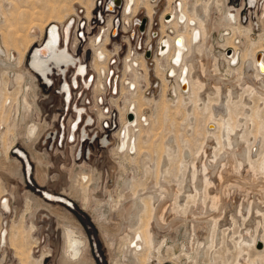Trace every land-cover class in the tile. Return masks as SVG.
I'll return each mask as SVG.
<instances>
[{"label": "rangeland", "instance_id": "rangeland-1", "mask_svg": "<svg viewBox=\"0 0 264 264\" xmlns=\"http://www.w3.org/2000/svg\"><path fill=\"white\" fill-rule=\"evenodd\" d=\"M92 1L1 0L3 16L0 19V38L2 41L4 36L9 44V51L14 54V59L12 60V57H10L9 61L11 62H8V64H2L0 61L1 89H7L8 91H6L12 98L17 93L19 94L25 80L24 75L27 77L28 75H36V72L31 68V52L41 42L42 44L45 42L50 25L64 23V19L73 16L80 7L85 8L86 12L91 10ZM140 1L142 4L146 0ZM176 1H169L171 7L176 6ZM187 1L196 3L199 0ZM220 1H223L224 15H220L221 11H216L214 16L215 32H213L211 54H201V57H203L204 66H206L204 68L205 77L206 75L207 77L219 76L223 83L230 86L223 87V91H220L219 96L211 88L205 90V97L199 95L194 89L190 95L186 96L185 100L180 102L178 99L179 94L177 96L178 92L175 91L177 86L176 74L173 73L169 81L170 78L165 77L167 80V82L165 81L166 85L169 86L164 90L166 85L159 72V70L161 72L165 71L166 61L168 62V60L169 64L167 66L171 72L172 66H175L172 63V57L174 56L169 59L167 56L169 53L166 56L164 55L165 57L156 55L155 64H151V96L140 94L137 97L138 101L142 105L144 104L145 106H143L146 108L139 116L138 127L131 128L134 136L141 133V129H150L151 133L148 135V139L150 138L151 142L145 143L147 138H142L143 141L140 142L142 145L137 147L139 150H148L150 152V154L148 152V157L151 160L147 157V161H142L140 157L143 155L140 153V155L134 157L129 155L125 157L117 156L115 147L120 139L116 143V134L112 135L113 142L101 151L96 149V145H93L94 148L87 152L88 158L76 159L74 150L70 146L61 148L49 145V140L44 142V134L54 128V125H56L55 120L58 119L59 115H57L56 103L54 104V110H46L47 107L41 105V97H45L46 94L51 95L52 98L55 97V102H57V98L56 95H52V91L50 93V89L42 88L40 80H35L37 85L34 89V103L29 118L41 122L42 127L33 139L23 136V129L19 120L15 127L8 128L9 124V126H13V121L16 119L17 103H14L13 112L9 113L11 115L10 121H7L6 117H2V121H0L2 122L0 123V156L5 157L6 155V159L12 163L14 162V164L16 159L19 160L21 173L19 174L17 166L4 168L0 165V264H64L63 233L65 226L69 224L75 226L77 234L85 241V250L81 255L84 262L81 264H165L167 262L171 264H242L239 261L243 262L244 259L243 264H264V107L262 105L264 99L263 96L248 93L241 87V84L245 82L242 78L248 70L246 64L241 67L239 62L238 64L233 62L231 63L232 67H228L229 63L226 60L228 54L231 56L233 52L235 53L226 43L227 36L232 33L229 30L234 26L232 24L237 23V26L251 30L249 40L236 31V35L241 37L236 36L234 43L236 44L237 38L245 40L244 46L236 44L240 55L242 50L247 49L251 42H255L252 39L258 40L260 35L264 36V0H259L258 4L254 6L251 5L250 0ZM125 5L126 1L124 7H126ZM149 7H153L152 9L155 11L152 18L154 16L158 18L161 11L167 10L168 0H160L159 5L151 6L150 4ZM141 9L144 10V8ZM237 10V20L233 21L231 17L229 19L231 12ZM176 20L178 22V19ZM163 24L166 23L163 22ZM167 33L176 36L173 30L168 29ZM159 37L160 34L158 33V36L151 37V41L156 42ZM11 38L15 41L16 48L12 45L13 40ZM3 47L7 51L6 47ZM158 47L161 52V41H159ZM254 48H251L252 53L255 50ZM13 49L20 50L13 52ZM9 51L8 53L12 55ZM23 53H25L24 56ZM158 56L160 59L157 58ZM197 56L201 58L199 54ZM94 57L96 59L95 51ZM3 59H8V56H4ZM212 64H215L214 67ZM6 65L8 67H5ZM29 82H31V79H29ZM177 82L180 83L179 78ZM184 87L185 90H188V85ZM229 87H233L232 95L228 94ZM180 92L187 93L182 92L181 89ZM29 97L32 98V91ZM123 97L124 100L130 101L129 104L131 102L135 103L128 94L124 93ZM201 97H204L205 100L201 101ZM145 99L150 100L149 104ZM163 102L165 105H169L168 110L163 109ZM143 116H146L148 123L142 120ZM120 134L121 131L118 132V137H120ZM231 135H233L232 141L235 143L236 149L238 147L235 138L242 137L247 140L246 146L252 154V168L251 166L248 167L249 164L244 161L246 158L240 154V150L236 151L237 154L235 155L230 153L229 150L232 149V144L228 145L226 138ZM213 136L219 138L217 145L212 141ZM211 144L216 148L212 147ZM17 149L27 153L32 167L31 174L26 172L28 165L26 166ZM202 149H205L207 153L204 154ZM37 153L43 155L46 161L45 165L42 166L39 163ZM130 154L134 155L135 153ZM225 154L229 156V159L231 158V162ZM236 155L241 158L238 161L240 166L237 172L233 168L236 165V162H234ZM224 162L227 164H224ZM203 164L208 168L210 167L211 172L215 169L218 172L223 167L222 165H225L223 167L224 172H231L232 174V171H234L233 174H237L238 185H230L231 188L222 185L220 186L221 190L219 187L221 193L225 191L224 193L227 196L231 197L236 194V204L233 210H229V212L227 209L226 212L212 210L211 212L210 200L206 198L205 201L204 199L201 201V194L195 192L192 175L197 173V177H200L198 167ZM147 165H150L151 168ZM81 171L87 172L92 177L93 195L96 201L102 203V209L106 212H110V209L117 202L130 207L134 192H138L137 195H140L147 188H152L150 189L151 192L157 195L161 193L158 213L164 217L158 223L160 233L155 240V246L163 243L160 246L158 245L160 250L156 249L157 246L152 250L153 252L151 251L148 260L142 254L138 256L140 258L137 259L139 263L137 260H134L133 263L131 253L140 249L134 246L135 238L128 240L125 235L130 231L128 226L131 220H134L133 226H135L139 222L138 219H135L136 217L129 212L121 215V218L119 216L117 218L113 214L114 218H111L110 213V219L107 220L106 226L103 228L97 216L98 211H94L93 206L91 207L85 203L81 195L77 196L72 188L73 178ZM131 178L130 182L129 179ZM137 182L139 183L137 184ZM195 183L198 189L202 190L199 188V179H195ZM130 187H132V190ZM177 188L180 189V203L187 202L186 211L180 210V207L177 208L173 204V192ZM184 188H186L187 193L184 192ZM163 192L167 195H164ZM228 192L230 195H228ZM46 193L53 197L47 196ZM187 194H192V196L187 198ZM56 196L65 197V199L61 202L56 199ZM241 199L244 202L251 203L252 208L250 210L252 211L247 212L246 207L243 206L238 215V205L242 201ZM109 203H111L110 206ZM256 209H259V211H256ZM127 210H123V213ZM215 213L219 216L217 230L220 242L215 241L214 245L210 246L205 240L207 239L205 236L208 235L205 233L198 237V243L189 240L187 233L190 229L186 228L185 224L191 223L192 220L194 222L198 220L199 226L207 232V227L211 228L210 221L217 215ZM230 213L235 214L233 220ZM193 217L197 219L194 220ZM145 218L144 216L140 223H144ZM17 229H19L21 235L19 240L16 239V241L21 242L22 249H15L16 245H13L17 243L13 237V233ZM248 232H255L259 235L257 237L259 242L257 243H260L261 246L251 244L250 247H247L236 244V241L242 237L248 241V236H246ZM206 244L208 247H206ZM138 245H142V241ZM157 250L162 254L160 255ZM241 251L244 253L248 251V258L241 256ZM29 254L31 258H29Z\"/></svg>", "mask_w": 264, "mask_h": 264}, {"label": "bare ground", "instance_id": "bare-ground-1", "mask_svg": "<svg viewBox=\"0 0 264 264\" xmlns=\"http://www.w3.org/2000/svg\"><path fill=\"white\" fill-rule=\"evenodd\" d=\"M126 1V0H125ZM128 3L126 5V11H130L131 9L133 10V2L135 0H127ZM153 1V0H151ZM170 2H175V0H169ZM141 1L140 0H136L135 2V6H134V10H136L139 6V3ZM182 2L184 3V6H183V12L181 11V8H182ZM181 1H177V5H178V8H179V15H178V22H185L186 21V16L188 17V20H192L190 21V24L191 25H194V26H190L188 25V22H185L183 24V26L180 24V22L178 23L177 21L173 22L176 18V13H169L170 16L173 18L171 21H169L166 24H162V34L165 35V36H168V38L166 37H161V39L159 41H161V52H162V56L163 57L164 55L166 56L168 54V58L171 59L172 57V63L175 65V66H172V70H171V74H176V69H178L177 71V80L179 78V82L180 83H177V89H178V93H177V96L179 94V97L178 99L180 100V102L182 100H185L186 99V96L187 95H190L193 90L195 89L199 95H203L205 97V90H208L209 88H211V90L215 92L216 95L219 96L220 94V91L222 90L223 91V87H225L226 85H229V84H225L223 83L222 79L219 77V76H211V77H205V67L204 66V61L202 60L203 57H201V54L202 55H207L208 53L211 54V51H212V45H213V32H215V27H214V16H215V13L213 12V8H215V0H199L197 1L196 3L194 4H190V2H188L187 0H182ZM259 2V0H250V3L252 6H254L255 4L257 5ZM146 7L151 10V14L153 13V9L150 8V4H149V0H146L143 2ZM214 4V5H213ZM200 5H203L204 6V11H201L198 10V7H200ZM218 7H219V3L217 4ZM90 10L87 11V13H90L89 12ZM168 13V12H167ZM168 14V15H169ZM3 16V13H2V8H1V0H0V19L1 17ZM193 20H196L197 21V27L195 30V26H196V22L193 21ZM237 20V19H236ZM166 22V21H165ZM173 22V23H172ZM172 23V24H171ZM182 26V27H181ZM171 29L173 31H175L174 34H182V35H176L175 36V39H174V35H169L167 33L168 29ZM194 30V31H193ZM201 31V32H200ZM231 31H232V34H230V36H227V39H226V43L228 45L229 48H232L235 53L233 52V54L231 56H227L226 60L228 61L229 63V66L228 67H232L231 66V63H235V64H238L239 62V65L241 67L244 66V64H246V67H247V74L243 76L242 79L245 80V82L243 84H241L242 88L244 90H246L248 93H256V94H259L261 96H263V99H264V69H262V65H264V36L263 35H260L258 40L255 41L254 43H250V45L247 47V49H244L242 50L241 52V55L238 53L239 50L237 45L236 44H240V46H244L245 44V40L244 39H241V38H237L236 39V44L234 43V39L236 36L237 33L236 31L242 36H244L246 39H250V34H251V30L249 29H244L242 27H232L231 28ZM1 34V33H0ZM202 35V37H201ZM238 36V37H241V36ZM186 39V40H185ZM196 42V43H194ZM11 40H13L11 38ZM170 40V41H169ZM57 41H58V35H57V30H56V25H50V27L48 28L47 30V38L45 40V42L34 48V51L31 52V58L32 56L35 58V62L37 64H42V65H45V66H48L49 67V64L52 63V62H55L56 65H59V64H62V63H65L64 65H67L66 63L67 62H59L56 58V56L58 54L61 53V55L63 56H66V57H69L71 59V56L69 54V52L65 49V48H61L58 46L57 44ZM171 43V44H170ZM174 43V45H173ZM12 45L16 48V45H15V41L13 40L12 41ZM172 45V47H171ZM226 45V46H227ZM6 47L7 51L4 49V47ZM247 46V45H246ZM252 47H255L254 49V52L252 53L251 51V48ZM13 48V47H12ZM19 48V47H18ZM175 48V50H174ZM10 50V47H9V44L8 42L5 40L4 36H3V39L1 41V38H0V61L1 63H7V59L4 60L3 57L6 55V53H8V51ZM16 50H20V49H16ZM171 50V51H170ZM201 50V51H200ZM10 52V51H9ZM15 52V51H13ZM22 52V51H20ZM12 53V52H10ZM174 53V55H173ZM9 54V53H8ZM21 54V53H20ZM25 53H23V56H24ZM197 54H199V56L201 58H198ZM209 54V55H210ZM257 54H259L258 57ZM208 55V56H209ZM102 56V55H101ZM164 56V57H165ZM12 57V60L14 59V54L12 53L11 55ZM210 57V56H209ZM250 57V59H249ZM158 59H160V57L158 56L157 57ZM206 58V57H205ZM207 59L209 60V58L207 57ZM157 61V60H156ZM232 61V62H231ZM157 63H159L157 61ZM21 64V63H20ZM10 65V64H9ZM213 65V64H212ZM215 65V64H214ZM213 65V67H214ZM217 66V65H216ZM5 67H8V65H6ZM80 67H83L81 64H79V68ZM96 67L98 68V70L100 69L101 67V64L97 63L96 64ZM31 68L37 72V70L33 67V65L31 64ZM242 69V68H241ZM9 70V69H8ZM175 70V71H174ZM215 70V69H214ZM243 70V69H242ZM7 71V70H6ZM163 71V70H162ZM211 71V70H210ZM160 72V75H162L163 77V80L164 82L166 80V78L164 77V72H161V70H159ZM212 72V71H211ZM4 73H6L4 71ZM218 74V73H217ZM43 75V74H42ZM212 75V74H211ZM45 77V76H44ZM166 82H165V85H166ZM181 84V85H180ZM1 85H2V80H1V77H0V121H2V117H6V120L7 121H10L11 120V115H9V113H12L13 112V106H14V103H17V113H16V119L15 121H13V126H9L8 125V128L10 127H15V125L17 124V121H18V116H19V113H20V102H21V90L19 92V94L17 93V95L12 98L9 94H8V90L5 89V90H2L1 89ZM7 85V84H6ZM188 85V90H185V87L183 88V86H186ZM240 85V84H239ZM169 85H166L164 87V90L167 89ZM230 86V85H229ZM180 87H181V91L182 92H187L185 94L181 93L180 92ZM195 87V88H194ZM239 87V86H238ZM7 88V86H6ZM233 87H229L228 88V94L229 95H232V92H233ZM22 89V87H21ZM241 89V88H240ZM7 90V91H6ZM163 90V91H164ZM210 90V91H211ZM176 91V90H175ZM209 91V92H210ZM221 91V92H222ZM208 92V93H209ZM213 92V93H214ZM11 94V93H10ZM214 94V95H215ZM140 94L136 95L135 99L132 98V101L136 103L137 105V113H136V110L135 111V114L133 115L132 118H127L128 120V123L122 127L121 129V134H120V137H118V139H120V146L122 149H126V145H125V142H126V139H127V135L129 133V130H128V127L132 124H134L136 121V118L138 119V116H140L142 113H143V109L146 108L142 105V103H140L137 99V97H139ZM251 95V94H249ZM204 97H201L200 100L201 101H204L205 98ZM222 97V96H221ZM143 100V99H142ZM146 102H150L147 101V99H145ZM29 102V101H28ZM130 102V101H129ZM179 103V102H178ZM146 104V103H145ZM149 104V103H148ZM164 104V102H163ZM22 105H28L30 106L29 103H27V98H26V95L24 94V96L22 95ZM262 105L264 107V101H262ZM164 110H168L169 109V105H165L164 104V107H163ZM81 109L77 110V114L79 115V112H80ZM214 114V113H213ZM8 116V117H7ZM13 116V115H12ZM124 119V118H123ZM22 121L25 120V116L22 117L21 119ZM132 120H134L132 122ZM142 120L145 122V123H148V120L146 118V116H143L142 117ZM2 123V122H0ZM7 125V124H6ZM15 129V128H14ZM227 131V130H226ZM119 132V131H118ZM141 133L139 134H135V137H136V140H137V146L139 147V145H142L140 142L143 141L142 138H147V140H145L146 142L145 143H149L151 142V139L149 138L148 139V135H150L151 131L149 128L147 129H141L140 131ZM28 134H32V129L28 130ZM232 136H227V140L228 141V145H231L232 144V149H230V153L235 155L237 154L236 151L240 150L241 151V155L242 156H245L246 160V163L248 162V167L251 166L252 168V162H251V158H252V154L249 150V148L246 146L247 144V140L242 138V137H238L235 138L236 141H237V149L235 147V143H233V139H232ZM212 141L214 142L215 145H217L219 143V138L217 136H213L212 137ZM212 142V144H213ZM227 143V142H226ZM211 144V145H212ZM169 146V145H168ZM172 146V145H170ZM11 147V146H10ZM137 147V154L136 155H140L142 154L143 156L140 157V159L142 161L146 160L147 161V157H148V150H139V148ZM212 147L216 148L214 145H212ZM231 147V146H230ZM9 148V147H8ZM208 148V147H207ZM210 150V149H209ZM8 152V150H6ZM213 151V150H211ZM228 151V150H227ZM17 152L20 154V156L23 158V160L25 161L26 163V172L28 174H31L30 170H31V164L29 162V158H28V155L26 152L20 150V149H17ZM130 152H136V147H135V144L132 142V145L130 147ZM202 152H204V154L207 153V151L205 149H202ZM140 153V154H139ZM213 153V152H212ZM229 153V154H230ZM239 153V152H238ZM150 154V152H149ZM227 154V153H226ZM225 154V155H226ZM202 155V154H201ZM151 156V155H150ZM186 156V155H185ZM189 156V155H188ZM206 156V155H205ZM212 156V155H211ZM227 156V155H226ZM229 156H227V159ZM42 158V157H41ZM149 158V157H148ZM243 158V157H242ZM151 160V158H149ZM148 159V160H149ZM226 159V160H227ZM231 159V158H230ZM229 159V160H230ZM241 158H238L237 155L234 157V162H236V165H234V170L237 172L239 166H240V163L238 162ZM149 160V161H150ZM212 160V159H211ZM243 160V159H242ZM241 160V161H242ZM217 161V160H216ZM215 161V162H216ZM240 161V162H241ZM243 161V162H244ZM152 162V161H151ZM231 162V160L229 161ZM233 162V161H232ZM239 164H238V163ZM242 162V163H243ZM43 163V162H42ZM198 163V162H197ZM205 163V162H204ZM220 163V162H219ZM223 163V162H222ZM226 162H224L225 164ZM19 163L14 162H10L8 161V159H6V156L4 157H0V165L4 168H7V167H11L12 166H17V170L19 169ZM227 164V163H226ZM232 163H230L231 165ZM235 164V163H234ZM245 164V163H244ZM243 164V165H244ZM208 165V164H207ZM242 165V166H243ZM147 166H150V165H147ZM198 166V165H197ZM223 167L225 165H222ZM233 166V164H232ZM246 166V165H245ZM223 167H219L220 170L218 172H216L217 169L213 170V172L210 171V169L205 165H201V167H198L199 169V175L200 177H197V173H193L192 175V183L194 184L195 186V192H197L198 194H201V201H204L206 200V198H208L210 200V207L212 208L211 209V212L212 210L213 211H219L221 212V210L225 211L226 212V209L227 211L229 212V210H233V208L235 207V202H236V194L232 195L231 197L230 196H227L225 195V191L223 193H221L222 191L221 190V187L222 185L224 186H230V185H238L237 184V179H236V173L233 174L234 171H232V174L231 172H224L225 169L223 170ZM228 167V165H227ZM231 167V166H230ZM151 168V166H150ZM263 168H264V165H263ZM147 169V168H146ZM194 169V168H193ZM197 169V170H198ZM213 169V168H212ZM229 169V168H227ZM246 169V168H245ZM230 171V169H229ZM240 171V170H239ZM247 171V170H246ZM19 172V171H18ZM197 172V171H196ZM191 173V172H190ZM240 173V172H239ZM241 176V175H240ZM130 178V177H129ZM180 179V178H179ZM178 179V180H179ZM195 179H199V188H201L202 190H199L198 187L195 185ZM128 180V179H126ZM130 182L132 180L129 179ZM128 180V181H129ZM127 181V182H128ZM185 181V180H184ZM191 181V179H190ZM197 181V180H196ZM244 181V180H243ZM126 182V181H124ZM134 182V181H133ZM141 182V181H140ZM239 182V180H238ZM139 182H137L138 184ZM198 184V183H197ZM156 186V185H155ZM223 186V188H224ZM240 186V185H239ZM135 188V186H133ZM137 187V186H136ZM219 187H220V190H219ZM131 190H132V187H130ZM146 188V187H144ZM164 188V187H163ZM227 188V187H225ZM231 188V187H229ZM238 188V186H237ZM241 188V187H240ZM152 188H147L146 191L144 190L143 192H145V194L140 193V195H137L138 192H134V195L132 198V204H130L128 206H126L124 203L121 204L119 202L115 203L112 207V213H115V214H118V216L121 218V215L123 214H128L129 213H132L135 211V216L136 217L135 219H138V224L133 226V219L131 220L130 224H129V228H130V231L127 235H125V238L128 239V240H132L135 238L136 234V241H142V245L141 247H139L141 250H134L132 253H131V259L134 263V260H137L139 257V255H142L143 254V257L145 255V259L148 260L149 258V255L151 253V251L156 248L158 245L160 246L161 243H159L158 245L155 246V240L157 239L156 237L159 235L160 233V227H159V222L162 220V214L158 213V205L160 204V198H161V193L157 195L156 193H153L151 192ZM160 189V188H159ZM166 189V188H165ZM164 189V190H165ZM185 189V193H187V190L186 188ZM233 190V189H232ZM231 190V193L235 190L232 191ZM134 191V190H133ZM138 191V190H137ZM153 191V190H152ZM161 191V190H160ZM199 191V192H198ZM201 191V192H200ZM165 192V191H164ZM163 192V194H164ZM190 192V191H189ZM123 193H125V191H123ZM122 193V194H123ZM229 193V192H228ZM2 194V193H1ZM166 194V193H165ZM164 194V195H165ZM184 194V193H183ZM167 195V194H166ZM225 195V197H224ZM230 195V193L228 194ZM264 195V194H263ZM179 196V198H178ZM192 196V194H187L186 197L187 198H190ZM163 197V195H162ZM167 197V196H166ZM170 197V196H169ZM172 198V197H171ZM173 204L177 206V208L180 207V210L182 209L183 211H186L185 208L187 206V202L185 203H180V189L177 188L174 192H173ZM199 198V197H198ZM244 198V197H243ZM56 199L63 202V199H65V197H61V196H56ZM122 199V198H121ZM164 200V199H162ZM208 200V201H209ZM242 201H240L239 203V208H238V215L240 214V212L242 211V208L243 206L246 207V211L248 212L250 210V208H252L251 206V203L249 202H244L243 199H241ZM254 200V199H253ZM165 201V200H164ZM125 202V201H124ZM254 202V201H253ZM259 202V201H258ZM244 204V205H243ZM161 205H162V202H161ZM169 206V205H168ZM264 206V205H263ZM164 207V206H163ZM162 208V207H161ZM258 208V207H257ZM128 209V210H127ZM160 209V208H159ZM166 209V208H164ZM123 210H127L125 213H123L124 211ZM175 210V209H174ZM178 210V209H177ZM236 210V209H235ZM164 212V210H162ZM179 211V210H178ZM252 211V210H250ZM249 211V212H250ZM256 211H259V209H256ZM166 212V210H165ZM223 212V213H225ZM245 212V211H244ZM235 213V212H234ZM234 213H230L231 215V218L233 220V218L235 217V214ZM252 213V212H251ZM166 214V213H164ZM163 214V215H164ZM217 214V213H215ZM245 214V213H244ZM259 214V213H258ZM211 215V214H210ZM213 215V214H212ZM223 215V214H222ZM117 216V218H118ZM128 216V215H127ZM144 216L146 217L145 218V221L144 223H140V221L143 220ZM195 216V215H194ZM224 216V215H223ZM213 217V216H211ZM210 217V218H211ZM244 217V216H243ZM194 218V217H193ZM192 218V219H193ZM209 218V219H210ZM218 214L216 216H214L213 220H209L210 223H211V228H208L207 227V232H205L203 229L204 228H201V226H199V221L196 220L195 222L192 220L191 223H188V224H185L186 225V228L190 229V231L188 232L187 230V234H188V237L190 238L189 240L191 241H197L196 243H198V237L200 235H202L203 233L205 234H208L207 236H205V240H207V242L209 243L210 246H212L213 243L216 242H220V238L218 239ZM108 219V218H107ZM161 219V220H160ZM168 219V218H167ZM187 219V218H186ZM197 219V218H194V220ZM237 219V218H236ZM235 219V220H236ZM130 220V219H129ZM220 220V219H219ZM186 221V220H185ZM198 221V222H197ZM163 222V221H162ZM187 222V221H186ZM170 224V223H169ZM181 224V223H180ZM210 227V226H209ZM19 228V227H18ZM173 228V227H172ZM21 229V228H20ZM206 229V228H205ZM14 231V230H13ZM255 231V230H253ZM141 234V235H140ZM248 236V241L246 239H244V237H242L241 239L237 240L236 241V244L242 246V245H245V246H251V244H257V242H259V240L257 239V237L259 235H257L255 232H248L247 233ZM12 235V234H11ZM20 235H21V232L19 231V229L15 230L14 233H13V237L15 238V241L16 239L19 240L20 238ZM162 235V234H161ZM163 236V235H162ZM11 237V236H10ZM222 238V237H221ZM12 239V238H11ZM203 240V239H202ZM17 242V241H16ZM158 242V240H157ZM206 242V241H205ZM206 242V243H207ZM135 243V242H134ZM195 243V244H196ZM163 244V243H162ZM161 244V245H162ZM199 244H200V241H199ZM12 245V244H11ZM13 245H16L15 246V249H19V248H23V245L21 244V242H17V243H14ZM207 245V244H206ZM205 245V246H206ZM214 245V244H213ZM159 246L156 248V249H159ZM203 246V245H201ZM261 246V245H260ZM204 247V246H203ZM202 247V248H203ZM208 247V245L206 246ZM205 247V249H206ZM198 248V247H197ZM210 248V247H209ZM213 249V248H212ZM159 250H157V252L161 255L162 253L159 252ZM243 250V249H242ZM26 251V250H25ZM197 251V250H196ZM17 252V251H16ZM28 252V251H27ZM25 252V253H27ZM153 252V251H152ZM18 254V253H17ZM28 254V253H27ZM26 254V255H27ZM189 254V253H188ZM186 254V255H188ZM241 256H243L244 258L249 256V252L247 251L246 253H244L243 251H241L240 253ZM247 255V256H245ZM177 257V256H176ZM29 258H31L30 254H29ZM26 259V258H25ZM140 259V258H139ZM240 260V259H239ZM238 260V261H239ZM243 260V259H242ZM247 260V259H246ZM168 261V260H167ZM171 261V260H169ZM138 262V260H137ZM143 262V261H142ZM240 263L243 264V262H245V259L243 262L239 261ZM139 263V262H138ZM146 263V261H145ZM245 264V263H244Z\"/></svg>", "mask_w": 264, "mask_h": 264}, {"label": "built area", "instance_id": "built-area-1", "mask_svg": "<svg viewBox=\"0 0 264 264\" xmlns=\"http://www.w3.org/2000/svg\"><path fill=\"white\" fill-rule=\"evenodd\" d=\"M159 2L153 0L151 6ZM124 3L125 0H93L90 13L80 7L64 23L56 24L57 44L69 52L71 60L67 65L50 63L48 79L36 72L35 80H40L42 88L50 89L57 98L55 102V97L46 94L41 97V105L54 110L56 103L59 115L43 140H49L51 146L72 147L76 159L88 158L93 145L99 151L106 148L113 142L114 134L117 143L122 117L129 118L128 113L134 115L137 108L124 100V93L130 99L138 94L151 96V64H155L156 55H162L158 47L159 27L172 17L164 9L158 18H151V10L144 3L128 12ZM158 33L156 42L151 41ZM93 45L106 50L100 71L95 65ZM167 64L169 60L164 77L169 81L173 74ZM135 124L138 127V122Z\"/></svg>", "mask_w": 264, "mask_h": 264}, {"label": "flooded vegetation", "instance_id": "flooded-vegetation-1", "mask_svg": "<svg viewBox=\"0 0 264 264\" xmlns=\"http://www.w3.org/2000/svg\"><path fill=\"white\" fill-rule=\"evenodd\" d=\"M182 2V0H180ZM135 2L136 0L133 2V10H134V6H135ZM151 2V3H150ZM128 1L126 0V5H127ZM194 3V2H193ZM190 2V4H193ZM220 4V7H218L217 4ZM149 4L152 5V1L149 0ZM215 4V8H213V12L216 14V11H221L220 15H224V9H223V1H220V0H215L214 2ZM213 4V5H214ZM125 5V6H126ZM183 6H184V3L182 2V8H181V11L182 13L184 12L183 11ZM225 6V4H224ZM171 4L168 0V7H167V10H169L168 13H176V18L173 22L177 21L176 19H178V15L180 13L179 11V8H178V5H177V1H176V6L174 5L173 7H171ZM126 8V7H125ZM204 11V6L203 5H200V7H198V10L201 11ZM218 9V10H217ZM126 10V9H125ZM154 11V10H153ZM185 13V12H184ZM231 16H229V19L230 17L232 18L233 21H236V19L238 18V10L236 12H231L230 14ZM152 14H151V18H152ZM186 21H189V25L190 26H194V25H191L190 24V21L192 20H188V17L186 16ZM196 22V26L194 28V30L197 27V21L196 20H193ZM172 22V23H173ZM180 22V21H179ZM178 22V23H179ZM185 22H180V24H184ZM166 23V22H164ZM171 23V24H172ZM163 24V23H162ZM237 23H234L232 25H234L233 27H241V26H237L236 25ZM167 25V23H166ZM243 28V27H242ZM199 29V28H198ZM246 29V28H245ZM193 30V31H194ZM200 30V29H199ZM229 30H231L229 28ZM249 30V29H248ZM161 31H162V25H161ZM201 32V31H200ZM232 34V33H231ZM176 35H182V34H176ZM165 35L162 34V37H164ZM183 36V35H182ZM230 36V35H229ZM168 37V36H167ZM202 37V35H201ZM174 38H175V35H174ZM186 40V39H185ZM170 41V40H169ZM193 41V39H192ZM252 41H257V40H254L252 39ZM194 42V41H193ZM196 43V42H194ZM171 44V43H170ZM174 45V43H173ZM240 45V44H238ZM95 47V45H93ZM172 47V45H171ZM175 50V48H174ZM13 51H16V49H13ZM94 51H95V55H96V62H95V65L97 63L101 64V67L99 69L102 70L104 68V64L102 63L103 62V58L105 57V54H106V50L103 49V47H100V46H96L94 48ZM171 51V50H170ZM170 53V52H169ZM174 54V53H173ZM102 55V56H101ZM5 56H8V59L7 61L8 62H11L9 61L11 55L6 53ZM168 56V55H167ZM57 60L59 62H68L70 61L71 59L69 57H66V56H63L60 54H58L56 56ZM8 62L6 64H8ZM2 64H5V63H2ZM31 64L33 65V67L40 73V74H43L45 76L46 79H48V69L49 67L48 66H45V65H42V64H37L35 62V58L32 56L31 58ZM67 64V63H66ZM128 66H130L128 64ZM83 67H80L79 69H82ZM178 71V69H177ZM177 71H176V76H177ZM35 76L36 75H33V76H25V80H24V83L22 84V91H21V102H20V113H19V116H18V120H19V123H21V126H22V129H23V136H26L30 139H33L34 136L39 133V130L41 129L42 127V123L39 122L38 120H34V119H31L29 118L30 116V110L32 109V106H33V103H34V96H35V87H36V82H35ZM29 79H31V82H29ZM26 81V83H25ZM28 81V82H27ZM181 85V84H180ZM2 87V86H1ZM181 89V87H180ZM176 92H178V89H177V86L175 88ZM32 91V98L29 97V94L31 93ZM24 94L26 95V98H27V103L30 104V106L28 105H22V95L24 96ZM29 101V102H28ZM36 104V102H35ZM136 105V103H134ZM137 107V105H136ZM137 109V108H136ZM136 113H137V110H136ZM138 115V113H137ZM25 116V120L22 121V117ZM124 118V119H123ZM138 124H139V116H138V119L136 118L135 120ZM18 122V121H17ZM128 123V120H127V117L126 116H123L122 119H121V126L124 127L126 124ZM132 124L128 127V130H129V133L127 135V139H126V142H125V145H126V149H122L121 146H120V141L118 142V144L116 145L115 147V150H116V154L117 156H123L125 157L126 155H129L130 157H134L136 154H137V140H136V137L132 134L131 132V128L135 129L136 128V124ZM121 127V128H122ZM31 130L32 129V134H28V130ZM132 142L135 144V147H136V152L134 155H131L130 153V147L132 145ZM6 153V152H5ZM6 156V155H5ZM0 157H3V156H0ZM42 157V158H41ZM37 158H38V161L39 163L43 166L45 165L46 161H45V158L43 157V155L41 153H37ZM16 162L19 163V168H20V161L16 159ZM43 162V163H42ZM9 168V167H7ZM19 171V174L21 173V171L18 169ZM93 181H92V177L90 176V174H87V172L85 171H81L79 172L75 178H73V184H72V188L73 190L75 191V193L77 194V196L81 195L83 197V200L85 203H87L89 206H93V210L94 211H98L97 212V216L99 217L98 219L100 220L101 222V226L104 228L106 226V222L108 219H110L109 217V214L111 213V215H115V217L118 216V214H115V213H112V209H110V212H106L105 210L102 209V203H99L98 201H96L95 199V196L93 195V190H94V187H93ZM47 196L49 197H53L52 195H50L49 193H46ZM111 203H109V206H110ZM132 215L135 216V211L130 213ZM111 216V218L114 216ZM108 218V219H107ZM34 225V224H33ZM32 225V226H33ZM31 226V228H32ZM1 234V233H0ZM64 255H63V262L64 264H81L84 262V258L81 257V255L83 254V250H85L84 248V244H85V241L82 237H80L78 234H77V230L75 229V226H72V224H69V225H66L65 226V229H64ZM137 236V234H136ZM136 236H135V241H136ZM0 240H1V236H0ZM141 241H136L134 243V246L137 247V249H140L139 247H141V245H138V243H140ZM139 246V247H138ZM142 248V247H141ZM141 250V249H140ZM172 262V261H171ZM173 263V262H172Z\"/></svg>", "mask_w": 264, "mask_h": 264}, {"label": "water", "instance_id": "water-1", "mask_svg": "<svg viewBox=\"0 0 264 264\" xmlns=\"http://www.w3.org/2000/svg\"><path fill=\"white\" fill-rule=\"evenodd\" d=\"M143 22H144V21H143ZM142 27H143V23H142L141 28H142ZM258 56H259V54H257V57H258ZM128 117H129V118H132V117H133V113H132V112H129V113H128ZM257 245L260 246L261 244H260V243H257ZM165 264H171V263H170V262H167V263H165Z\"/></svg>", "mask_w": 264, "mask_h": 264}, {"label": "snow or ice", "instance_id": "snow-or-ice-1", "mask_svg": "<svg viewBox=\"0 0 264 264\" xmlns=\"http://www.w3.org/2000/svg\"><path fill=\"white\" fill-rule=\"evenodd\" d=\"M262 69H264V65H262Z\"/></svg>", "mask_w": 264, "mask_h": 264}]
</instances>
